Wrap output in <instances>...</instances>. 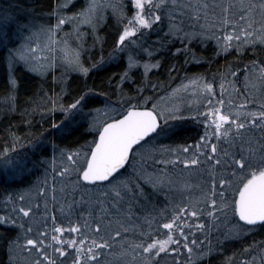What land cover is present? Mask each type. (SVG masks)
I'll list each match as a JSON object with an SVG mask.
<instances>
[{
    "label": "snow or ice",
    "instance_id": "obj_1",
    "mask_svg": "<svg viewBox=\"0 0 264 264\" xmlns=\"http://www.w3.org/2000/svg\"><path fill=\"white\" fill-rule=\"evenodd\" d=\"M130 2L133 4V14L131 18H128L122 2L102 4L100 0H87L84 7L72 15H65L63 13L69 7L68 0H65L51 14L55 17L56 23L39 26L34 21L28 20L27 17L21 18V13L14 10L19 7L18 4H11L9 8L0 10V53H7L2 58L5 67L9 70L10 92L6 99L11 110H15L16 97L13 93L20 87L19 81L13 74L15 65L22 63L32 72H36L41 76L47 75L55 67V54L58 49L63 54L62 59L66 72H79L86 76L91 70L97 68L98 64L104 62L103 57H101V61L86 67L81 60L82 46H80V50L72 48L68 43V39L74 33L75 39L82 41L81 25H88L95 32L96 24L103 19L101 13L106 8H110L116 14L118 23L122 28V31L118 33L114 53L127 51V69L121 76V83L125 79H130L129 73L133 69L142 66L143 74L147 76L148 72L159 68V61L155 63L145 61L141 65V61L137 58L140 53L151 58L154 52L158 51V49H153L151 45L145 47L150 33L164 24L165 20H167L168 27L166 35H176L183 31V22L177 15V9H187L193 6L190 4L180 5L177 0H130ZM71 6H74V3ZM232 7V4L223 6L222 15L217 18L219 26L224 32L223 37H217L218 41L223 39L222 50L227 51L229 48H235L239 51L242 47H255L257 43L264 46V0H258V3H253L251 0L245 3L244 0H241L242 14L237 19L231 18L232 13L230 10ZM208 8L207 3L197 6L194 9L196 19L203 18L207 21L208 12L206 10ZM201 11L204 12L203 17H201ZM257 13L260 16L259 31L254 27L257 23L255 19ZM182 14L186 15L187 13ZM66 24L73 26V33H64L63 38L57 39L58 33L63 30V26ZM33 28H36L37 31H31ZM21 32H29L30 34L27 37H21ZM37 35L45 38L46 43L43 47L36 42L35 37ZM184 35L188 37L190 34L185 33ZM21 39L24 40L23 43L19 42ZM157 42L154 41L153 44ZM42 51H47L48 56L37 57L36 54ZM177 51L179 52L180 49H177ZM245 68L250 73L254 72L255 79L264 86V63L252 61ZM231 75L235 76L236 73L232 72ZM249 79V75H246L245 87H248L247 82ZM189 83L194 88L199 86L208 96L215 95L212 83L204 82L201 85L198 80H190ZM181 87L185 86L182 85ZM220 87L221 95H223L224 85L221 84ZM255 87L253 85V88ZM137 91L139 94L143 90L138 89ZM88 95L89 93L80 95L66 108L61 105V110L69 114L82 112L83 107L88 102L86 99ZM42 99H46L47 103L53 105L57 102L51 97H47L46 94ZM121 99L128 107L123 109L120 118H114L111 122H106L100 126L97 138L87 145V151H83L82 148L72 150L54 145V148L59 151L62 162L64 160L68 162V166L62 167L59 172L60 176L75 172L78 181L82 180L92 184L108 182L109 190L115 197L113 201L115 217L104 222L103 217L110 216L111 213L107 208H101V219L94 221L93 226H90L88 221L85 220L83 225L78 224L67 230L69 234H79V239L73 237L62 240L58 236H53L52 240L57 241L58 246H53L52 255L48 253L43 239L39 237L26 239L28 247L25 250L36 249L47 264H58L56 254L67 260L70 255L69 249L75 251V256L71 258L70 264H99V258L104 255V250H112L114 243L121 249L128 248L133 253H138L143 258L144 264H148L152 258L159 257L161 253H167L169 250L178 253V248L170 247L172 245H179L187 249L189 258L187 264H194L193 257L199 260L212 251L210 240L207 246L201 241L199 242L200 246L197 247V239L190 240L189 236L185 234V228L190 227L185 221V216L199 217L204 211L191 202L177 205L168 217L164 216L163 211L158 214L159 218L145 217L143 224L131 222L132 217L135 215L131 203L128 204L127 208L122 209L120 207L119 202L124 200L122 192L132 191L135 188L138 189L140 196H145L143 189L138 184H133L127 177L120 179L123 175L121 170H126V166L134 159L132 155L134 152L136 155H140L139 150L149 142L153 134L156 136L166 134V129L161 126V116L164 114L156 110L155 104L151 108L145 106L150 100L149 97H140L141 102L138 103H133L134 98L132 97L127 99L121 97ZM207 103L209 110L201 113V115H203L204 123L211 129V132L206 129L204 136L195 145L181 146L178 151L162 147V152L174 154L175 159L160 162L173 165L179 162V164L195 166L196 168L203 164H209L211 166L209 172L210 190L202 198V202L211 207L207 215L213 217L214 220H219L220 216L226 217L231 212L233 217L238 218V223L233 230L234 234L237 235L243 229L251 230L256 226L264 227V101L257 100L254 94H250V99H245L244 103L239 106L234 105L229 100L228 106L225 108L223 99L216 101L215 106H213L211 99H208ZM249 104L255 110H248ZM97 111L99 110L97 109ZM24 114L27 116L31 113L26 109ZM170 118L175 117L170 116ZM26 122L31 126L30 121ZM164 123L166 124L167 121H164ZM52 128L56 132L62 133L66 125L61 122L60 124H52ZM254 130H259V138L252 134ZM10 135L12 136L10 143L13 146L11 148L4 147L0 151V165L8 170L22 167V162H18L12 155L16 151L14 144L19 141L20 137L14 133ZM213 138L218 142L227 143L233 151H227L223 148L218 150L217 144L211 143ZM40 143L37 139L33 147H38ZM192 148L195 151L192 152L191 158L182 159L179 153H189ZM221 155L224 157L223 160L219 158ZM201 156L204 157L203 160L200 159ZM54 160L55 158H53V162ZM218 167L220 173L216 171ZM225 169L227 170L226 173ZM163 182L162 179L157 180L153 182V187L155 188ZM184 187L187 188L189 185L185 184ZM218 187L224 190L217 191ZM43 191L44 189L40 190L41 194ZM53 191H55L54 188ZM103 194L108 195L107 192ZM52 198L55 200L54 195ZM19 200L23 203L25 197L21 195ZM34 207L38 208L39 205L18 207L15 211L18 215L28 217L34 214ZM68 208L70 210L71 205ZM88 216L89 218L92 217L91 211H89ZM165 218L168 222H159ZM52 219L55 220V216H52ZM121 219L129 226L126 227ZM16 223L15 220L0 216V226L4 224L15 225ZM114 223L118 227L114 228ZM19 227L24 228V225L20 224ZM196 227L197 230H203L206 225L197 224ZM82 228L86 231H82ZM160 230H165L163 239L159 238ZM54 231L63 233L65 229L57 227ZM30 232H32L31 227L25 229V237ZM129 233L138 234L137 239H129ZM39 236L47 239L46 232L40 233ZM176 236L183 239L182 244ZM205 240H208L207 235H205ZM86 241L90 246L86 247ZM261 243L264 244V242ZM201 248L206 250L201 251ZM244 251L247 253L253 251V249L250 247ZM123 254L121 252V255ZM33 264H41V261L35 260ZM156 264H158V261ZM226 264H231V258ZM241 264H256V256L253 255L250 260H244ZM260 264H264V247L260 249Z\"/></svg>",
    "mask_w": 264,
    "mask_h": 264
},
{
    "label": "rangeland",
    "instance_id": "obj_2",
    "mask_svg": "<svg viewBox=\"0 0 264 264\" xmlns=\"http://www.w3.org/2000/svg\"><path fill=\"white\" fill-rule=\"evenodd\" d=\"M65 0H55L51 9H40L35 5V0H0V10L7 9L11 4H18L19 7L14 9L16 12L21 13V18L27 17L28 20L34 21L36 25H46V24H55L56 19L51 14L56 11L57 6L61 3H64ZM87 0H68L69 7L65 9V15H72L74 12L78 11L85 6ZM102 4L108 3H120L122 2L125 6L124 10L127 12L128 18H131L133 14V4L130 0H100ZM178 4H190L192 8H180L177 9V15L180 20H182V29L183 31L172 35L170 42L172 43H183L188 44L185 46L186 56L185 59L193 61H198L200 58L192 57L193 53L188 51L189 44L191 42L197 41L201 46L207 44H212L216 51L219 54H225L229 51L236 50L235 48H229L227 51L222 50L223 39L220 41L217 40V37H223L224 32L219 26V20L217 19L222 15V7L228 4H232L233 7L230 10L232 13L233 19H237L240 14H242V9L240 8L241 0H177ZM245 3L249 0H244ZM253 3H258V0H251ZM74 3V6H71ZM207 3L209 8L206 10L208 12L207 21L203 18L197 20L194 14V9L203 4ZM182 13H187L186 15ZM110 14L114 15V18L118 21V18L115 13L112 12L110 8H106L101 15L103 16L102 20L96 24L95 32L88 25H81L80 31L83 34L82 41L75 39V34L73 33V26L66 24L63 26V30L58 33L57 39L63 38L64 33H73L69 37L68 43L72 48L81 51V60L84 58H90L91 49L94 48L95 44L99 42V32L102 26L105 25ZM204 16V12L201 11V17ZM256 24L254 27L259 31L260 26V16L257 13ZM126 22V21H125ZM163 25V24H162ZM161 25V26H162ZM166 28L167 22L165 20ZM203 26V27H202ZM120 31L122 28L119 26ZM159 29V28H158ZM158 29L152 31L148 38V43L145 44V47L149 45L153 49H158L154 52V55L150 58L146 54L140 53L138 59L141 61V65L145 61L155 63L159 61L160 67L153 69L148 72L147 76L152 75V79L148 84L142 85L141 83L135 82V74L140 76L147 77L143 74V67L133 69L130 73V79H125L121 83V76L127 69V51L114 53L116 44L113 46L110 53L103 57L105 63L120 61L124 59V65L119 63L122 72L118 81L115 85L109 86L110 90L113 89V92L121 94L123 86L127 83L129 86H134L132 98H137L140 101V97H149L150 100L147 103L150 107L153 104L156 105V110L163 113L161 116L162 127L166 129V134L160 136H152L147 144L140 149V155L133 153L134 159H132L127 166L128 168L123 171V175L120 179L125 177L129 178L133 184H138L140 188L143 189L144 193L150 194L154 199L150 207L144 206L141 207L139 211L141 214H136L132 217V223L143 224L145 217H158V214L163 211L164 216L168 217L172 214V210L177 205H183L191 202L195 204L197 208L203 209V214L199 217H188L185 216V221L190 227L185 228V234L189 236V239H197L199 247V242H204V245H208V241H211L212 251L205 256H202L199 260H196L193 257L194 264L207 260L210 257L221 256L223 262H227L231 258V264H241L244 260H250L253 255L256 256V264H260V249L264 247V238L250 243L245 241L256 237V232L262 227L256 226L255 228L243 229L240 234H234V228L238 223V218L232 216L231 212L227 216H220L219 220H214L213 217L207 215V212L211 210L210 205H205L202 202V198L205 194L209 192V172L211 166L209 164H203L199 168L195 166H185L183 164H165L161 163L162 160H172L175 159L174 154H168L162 152L161 149L168 148L173 150H179L181 146H190L195 145L200 138L204 136L206 129L211 132V129L204 123V117L201 113L207 112L209 110V105L207 103L208 99L213 101V106H215L216 101L223 99L225 102V108L228 106V101L231 100L232 103L236 106L244 103L245 99H250V94H254L257 100L264 101V86H262L254 76V72L250 73L246 71L245 67L231 68L229 66H223L221 69L214 71L210 74H196V75H183L177 77L172 75V79L175 80L167 84V78L165 81L162 79L157 80V74L162 66V57L166 56L161 54L162 48L161 45L157 46V43L153 44L152 37H155L158 33ZM31 31H37L36 28L31 29ZM230 31V29H229ZM118 32V33H119ZM190 34L186 37L184 34ZM29 32H21V37L29 36ZM116 41L118 39V34L116 35ZM180 36H182L183 41H180ZM174 37V38H173ZM36 42L40 43L43 47L46 40L43 36L37 35L35 37ZM156 41V40H155ZM23 43L24 40L19 41ZM35 46V45H33ZM256 47L264 50V46H261L257 43ZM252 46L242 47L240 50H251ZM177 49H180L178 52ZM182 48H175L173 50L174 54L182 52ZM183 50V51H184ZM138 51V50H137ZM164 53V51H163ZM218 54V55H219ZM5 55L7 53L5 52ZM37 57H47V51L38 52ZM56 63L55 67L49 71L47 75L41 76L36 72L30 71L22 63L17 64L14 67V76H16V67H23L26 71L40 77L47 78L50 74L53 75L52 79L54 85L57 86V96L52 97L53 100H56V104H50L46 102L45 97H49V93L45 88L42 89L43 96L36 103L39 105L36 106L34 113L38 116V131L31 130V135L27 136L25 140L19 139L18 142L14 144L16 151L12 153L14 158L18 162H22V167L17 169H5L0 165V182L4 179L14 182L17 187L8 186L6 189L0 187V216L8 217L12 220H15L17 223L4 224L0 226V246L5 244L7 241V250L9 251V260L17 264H33V261L40 260L41 264H47L43 260V256L39 255L36 249L31 251H26L28 247L26 245V239H43L44 245L47 246V251L50 255L53 254V246H58L57 241H53V236H58L59 239L67 240L73 237L79 239V234L77 233H68V229L76 226L83 225L84 221L87 220L90 226H93L94 221L101 219V208H107L110 216L103 217V221L107 222L108 219L115 217V209L113 207V201L115 199L114 194L109 190L110 186L108 183L104 185H87L84 184L81 180L78 181V177L75 172H70L64 176H60L59 172L62 167L68 166V162L64 160L59 155V151L54 148V144L50 141L49 134H58L59 137L64 138L70 128L86 127V137L87 140L83 141L81 144L74 146H67L61 144L59 141L55 144L59 148H69L72 150L83 149L87 151V145L90 144L94 139L97 138L98 129L100 126L114 118H118L123 114V109L127 108L128 105L123 103L121 99H114L107 96V94L94 92V91H84L81 95L89 93L86 97L87 104L83 107L82 112L76 114L65 113L61 110V105L67 107L72 101L66 103L64 100L66 98V93L64 90L65 80L68 79V75L72 72H66L64 61L62 59V53L59 49L56 52ZM110 56V58H109ZM95 63L101 61L99 57ZM86 65L87 67L93 64L94 62ZM102 63V65L104 64ZM264 63V61H259ZM84 63V62H83ZM101 64H98V66ZM106 65V64H104ZM235 72L236 75L232 76L231 73ZM164 73V72H163ZM249 75L248 87H245L246 81L245 76ZM171 76V75H170ZM203 78V79H201ZM198 80L202 85L204 82L212 83L215 95L208 96L204 93L201 88L198 86L194 88L189 81ZM224 85L223 95H221L220 85ZM185 87H181V86ZM253 85L256 87L253 88ZM138 89L143 91L138 94ZM259 89V91H257ZM63 90V91H62ZM121 90V91H120ZM120 91V92H119ZM111 94V93H110ZM123 94V93H122ZM115 95V96H116ZM129 98V97H126ZM100 99L99 101H94ZM124 99V97H123ZM133 103L135 101L132 100ZM51 109V111H50ZM97 109L99 111H97ZM41 110V111H39ZM248 110H255L251 104L248 105ZM39 111V112H37ZM175 117V118H170ZM46 121V123H43ZM164 121H167L165 124ZM64 122L66 125L65 130L62 133H58L52 128V124H60ZM255 137H260L259 130H254L252 133ZM67 137V136H66ZM37 139L41 142L38 147H33V144L36 143ZM84 139V138H83ZM81 139V140H83ZM31 141V143H30ZM211 143H216L218 150L221 148L227 151H233L227 143L218 142L215 138L211 140ZM13 145L8 146L11 148ZM1 149L0 151H2ZM31 151L36 153V161L27 159V156H24V152ZM195 149H190L189 153H179L181 158H191L192 152ZM29 155V154H28ZM53 158H55L53 162ZM222 160L224 159L221 155ZM201 160L204 159L203 156L200 157ZM217 173H220V168L216 169ZM225 173L227 170H224ZM164 180L163 183H159L157 187H153V182L157 180ZM152 182H149V181ZM187 184L189 187L185 188L184 185ZM53 188L55 191H53ZM44 189L41 194L40 190ZM224 189L218 187L217 191H223ZM107 192L108 195L105 196L103 193ZM227 194V193H226ZM23 195L25 200L23 203L19 200V197ZM53 195L55 200H53ZM124 200L119 202V205L122 209L127 208L128 204L133 203L140 199L142 196L139 195L138 189L133 188L132 191L122 192ZM10 198V199H9ZM230 199V197H229ZM102 202V203H101ZM39 205L38 208H33L32 215L24 217L18 215L15 211L18 207H29L33 205ZM47 205V207H45ZM71 205L69 210L68 206ZM63 209V211H62ZM91 211L92 217L89 218L88 213ZM52 216H55V220L52 219ZM120 219L119 217H116ZM122 223H125L121 219ZM160 223L168 222L167 219H162ZM155 223V221H154ZM23 224L24 228H20L19 225ZM197 224H204L206 228L203 230H197ZM242 224V222H241ZM125 226H129L128 223H125ZM31 227L32 232L27 234L25 237V229ZM62 227L65 229L63 233H56L55 228ZM113 227H118L115 223ZM7 233H14V236L10 234L5 236L4 231ZM14 230V231H13ZM82 231H86L82 228ZM161 234L160 239L164 238V231L160 230ZM47 233V239L40 237V233ZM138 234L129 233L128 238L131 240L137 239ZM205 235H207L208 240H205ZM8 237V238H7ZM177 239H183L179 236H176ZM247 239V240H246ZM235 241L242 243L239 246V249L233 250V245ZM15 242V243H13ZM237 243V244H238ZM86 247L88 245L87 241L85 242ZM170 247H177V252H172L169 250L167 253H161L159 257H154L148 264H187L188 254L187 249L179 246L172 245ZM231 247V248H230ZM252 248L253 251L245 252V249ZM229 248V252H226L225 249ZM205 248H201V251H205ZM70 255L67 260L64 257H59L56 254L58 264H70V260L75 256V251L73 249L68 250ZM121 252L124 254L121 255ZM111 253V254H109ZM99 264H144L143 258L138 253H133L130 249L125 248L121 249L116 246L114 243V248L112 250L105 249L104 255L99 258Z\"/></svg>",
    "mask_w": 264,
    "mask_h": 264
},
{
    "label": "trees",
    "instance_id": "obj_3",
    "mask_svg": "<svg viewBox=\"0 0 264 264\" xmlns=\"http://www.w3.org/2000/svg\"><path fill=\"white\" fill-rule=\"evenodd\" d=\"M54 2L55 0H35V5L42 10H48L51 9ZM110 15L111 16L108 17L107 22L104 26H102L99 32V42L95 44L94 48L91 49L92 52L90 58L88 59L86 57L83 59L85 66L89 65V63H91L93 60L98 59L99 57H105L108 53H110L113 46L116 44V35L120 31V24L114 18V15ZM164 24L159 27L157 35L155 37H152L151 41H158L157 46L161 45L162 48L161 54L166 55L162 57V66L157 74L156 79L158 80L160 77V79L165 81L166 77L167 86L175 80V78L172 79V75L181 77L187 74H210L216 70L221 69L223 66H229L231 68H242L246 65H249L252 61H264V50H261V48L256 46L252 47L251 50H243V52L242 50H234L229 51L225 54H219L212 44L201 46V44L195 41L189 44L188 51L190 53H193L192 57H198L200 59L198 61H195V59L193 61L190 60L189 62V60H187L188 58L185 59V56L187 54L184 50L185 46L188 44H185L186 42H184V44H178V42L171 44L170 38H172V35H166V33H168V29ZM180 37V41H183L182 36ZM178 47H183L184 51L182 50V52L174 54L173 50ZM3 56H5V52L0 53V150L4 147L12 145L10 143L12 139V136L10 134L12 133L20 137V139L25 140L27 136L29 137V134H32L31 130H33L34 132H39L38 116L36 115V113H34V110L36 106H38L36 102L39 101L40 98L43 96V88L50 92L48 94L49 97L52 98L55 97V95L57 96V94L55 93L57 92V86L54 85L52 74H50L47 78L44 79L26 71L23 67H16L15 73L17 76V80L19 81L20 87L15 93H13L16 97L14 105L15 110H11L9 103L6 99L10 92L8 80L9 70L5 67L2 58ZM124 59L125 57L123 56V59L118 62L117 60L115 62L112 61L111 63L104 62V64L106 65H99L97 68L91 70L86 76L83 73L79 72L70 73V75H68V79L65 80L64 83V90L66 93V98L64 100L66 101V103L72 101L75 97L80 96L84 91L87 90L107 94L108 97L114 99H120V95L121 97H124V99H127L126 97H132V94L134 93L133 85L129 86V84L126 83L121 89L123 90L121 94L117 95L113 92V89L110 90L109 88V86L111 85L113 87V85H115L118 81V78L121 75L120 72H122L123 70L122 68H120V65H124ZM93 62L95 63L96 61ZM119 63L121 64L119 65ZM134 79L136 83H139V85L141 83L142 86L143 84L146 85L149 83V81L152 79V75L144 77L135 74ZM99 100L100 99H96L94 101ZM133 101H135V103L141 102V100L139 101L137 98L133 99ZM26 109L29 113H31L30 115L25 116L24 113ZM26 121H30L31 126H29ZM43 123H46V121H44ZM85 133L86 127L84 128L83 126H77L76 128H70L68 130V133L66 135L67 137L65 136L64 138H62L59 137L57 133H53L49 134V138L54 145L59 141L63 145L74 146L81 144L83 141L87 140ZM23 155L27 156V159L30 158V160H34V162L36 161L37 156L36 153L33 151L29 153V151L27 150L26 152H24ZM98 185L104 184H96L95 186ZM8 186L17 187L14 182L5 179L0 182V187H2L3 190L8 188ZM153 200L154 199L150 194L148 195L145 193V196H142L140 199L135 201L132 206L133 212L135 214L134 216H136V214L139 215V213L141 214V211H139L141 210V207H150V205L153 203ZM7 232L8 231L3 232L5 236L9 234L11 236L15 235L13 232ZM256 233V237H253L249 240L246 239L247 241L245 242L250 243L252 240L254 241V239L259 240L264 238V227L259 229ZM7 241L8 240H5V244L0 246V264H17L9 260V251L6 248ZM237 243L238 241H235L234 244H231L233 245V250H237V248L239 249V246L242 245V243ZM228 250L229 248L225 249L226 252H229ZM221 258V256L217 255L214 257H210L207 260L198 262L196 264H226L222 261Z\"/></svg>",
    "mask_w": 264,
    "mask_h": 264
},
{
    "label": "water",
    "instance_id": "obj_4",
    "mask_svg": "<svg viewBox=\"0 0 264 264\" xmlns=\"http://www.w3.org/2000/svg\"><path fill=\"white\" fill-rule=\"evenodd\" d=\"M146 107H148V108H151L150 106H146ZM118 118H120V117H118ZM108 122H111V120L110 121H108ZM161 126H162V122H161ZM153 135H155V134H153ZM97 136H98V134H97ZM143 143V142H142ZM133 155V154H132ZM129 165V164H128ZM127 165V166H128ZM127 166H126V168H127ZM124 169H122L121 171H123ZM82 181V180H81ZM83 183H85V184H87V185H96V184H105V183H108L107 181H105V182H96L95 184H92V183H90V182H86V181H82Z\"/></svg>",
    "mask_w": 264,
    "mask_h": 264
}]
</instances>
